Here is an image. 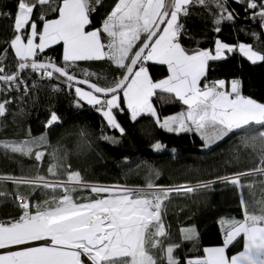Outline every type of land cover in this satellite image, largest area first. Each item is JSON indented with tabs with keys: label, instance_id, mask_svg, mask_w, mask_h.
<instances>
[{
	"label": "snow or ice",
	"instance_id": "1",
	"mask_svg": "<svg viewBox=\"0 0 264 264\" xmlns=\"http://www.w3.org/2000/svg\"><path fill=\"white\" fill-rule=\"evenodd\" d=\"M51 5L53 0H47ZM26 4H31L29 18L24 21L23 26H19V18L26 10ZM238 5L244 13L241 17L239 11L232 7ZM43 6L39 0H16V11L0 12V16L12 18L14 21V34L10 40L8 48L0 49V127L5 125L4 118L12 114L11 106L17 105L23 112L21 105L25 104L30 97L31 90L37 86L36 81L29 84L32 75L39 74L41 79L56 80L51 89L54 93L66 91L73 96L74 108L81 111L85 105L90 107L94 113L101 117L100 139L104 142L111 143L113 146L119 145L121 139L117 135L109 133H118L121 138L126 134V129L118 120V115H129L132 122L147 115L152 118V122L161 130L172 135L192 134L197 136L202 142V148L211 149L214 145L224 140L231 134L243 130L248 124L255 123L264 127V119L246 120L241 123L234 119L238 113H245L253 110H264V102L242 94V78L233 77L229 80L224 78L209 79V73L214 71L211 64L228 60L231 56L238 54L246 59L251 65L264 63V0H116L110 14L100 22L101 26L93 30H86L93 23L92 14L95 9L91 6L87 12V23L82 26L79 24H65L62 29H53L50 33L48 42L41 46L44 39L43 29L46 19L44 16L39 17L42 22V29L39 27L37 19L34 17V11ZM99 4L96 5L98 7ZM193 7H203L211 18L212 31L214 39L209 47L187 48L181 43L182 38L186 36V26L183 23L185 17L191 14ZM59 20L62 15L60 4L57 3L56 11ZM238 19L255 21L260 31L254 28H248L241 25L238 33H242L253 42L240 41L239 35H235L236 43H229L221 37L224 23L235 24ZM139 26L132 38L136 39V44L132 47L135 49L144 38L151 35L148 44L141 49L142 57L137 59L131 70L126 69V63H118L121 55L122 45L117 39V34L127 35L128 25ZM152 29H155L153 32ZM168 32L171 33L170 44L177 45L182 50L187 60L169 59L171 53L165 52L161 58H155L151 51L152 43L157 37H163ZM34 33V34H33ZM19 37L24 45L29 42L33 45L30 51L24 55L17 52L15 40ZM62 44L61 61L57 62L56 58L46 54V50L53 46ZM199 44V42H197ZM14 50V57L18 58L9 65L6 61L8 50ZM108 61L117 70H120L119 78L122 83L109 90L108 78H101L97 73L91 72L86 68H81L79 62L89 61ZM149 62L166 66L167 76L161 79H153L148 67ZM142 66V67H141ZM242 67V65H241ZM175 68V77L173 76ZM127 71V75H124ZM147 73L148 81L151 87V94L147 96L149 101L160 95L164 102L175 101L182 106L181 110L175 114L161 115L156 106L152 103V110H146L144 107L145 90L142 86L129 89V84L141 72ZM82 77V78H81ZM95 78V79H94ZM112 79H117L113 77ZM177 81H184L186 88L183 94L178 92L174 85ZM62 82L63 88L60 83ZM101 87H97V85ZM15 92L16 95H12ZM167 94V95H164ZM139 108V114H133V107ZM62 117L54 109H49V115L44 126L51 129L57 124H62ZM81 138H85L86 131L80 130ZM150 150L157 153L167 151V146L163 141L157 140L150 144ZM175 154L176 150H171ZM0 155L7 158L20 156L22 158L34 161L36 172L29 176L28 173L21 171L20 174H0V181H6L12 185L8 189L5 185H0V198L17 202L21 211L18 217L6 221H0V226L10 225L15 220H20L25 215L24 200L20 197L21 188H30L27 194V208L33 215L36 208L31 203L32 197L37 191L47 192L50 189L46 184L39 183L46 176L59 174L60 165L62 164L63 153L49 143L47 134L31 136L30 131L26 132L24 138L3 139L0 138ZM53 162L56 163L57 171L52 170ZM123 163L131 165L135 163V169L129 167V172L140 168H152V165L140 158L139 162H132L129 158L124 157ZM68 172H73L71 165H68ZM129 173H125L128 175ZM233 174H227L231 177ZM80 174L77 172L76 179ZM155 176L160 177L159 171H155ZM225 178H214L213 183H219ZM31 180L33 183L28 184L26 181ZM227 182V181H226ZM108 184V189L99 192L93 189H86L93 196L105 197L109 195L124 196L126 192L121 191L120 183H103ZM158 184V180L156 181ZM235 187V182H232ZM165 187L171 198L172 193L177 195L192 194V187L187 182L176 186ZM207 188L208 186L205 185ZM211 190V189H209ZM137 195L152 196L151 189L143 192L137 189H129ZM240 193H238V196ZM81 199H85L81 197ZM38 203V202H36ZM107 204V201H103ZM136 204H142V211L153 212L152 201L144 199L135 201ZM83 212H71L60 216L61 220L81 217L88 211L87 205L83 206ZM107 211L108 209H104ZM113 211L122 210L115 205ZM130 211V210H127ZM134 214V213H133ZM243 214V210H242ZM156 215L164 218V212H156ZM239 218L224 217L218 219V227L223 235L221 244L218 246H200V234L197 226H183L185 235L180 241H176V247L171 252V258L166 255L159 257V264H264V244L243 243L239 255L236 253L229 255L228 249L232 247L244 233L233 236V222ZM102 223H106L103 222ZM170 228V225H168ZM229 238V239H226ZM56 239L55 235L48 234L37 237L36 239H24L18 243H4L0 240V264H38V261L27 257L23 254L24 249L31 248L35 250L36 246L42 244H51ZM103 242V241H101ZM184 243H190L192 248L181 255L180 250ZM9 254V255H6ZM83 264H96L90 260L86 254H81Z\"/></svg>",
	"mask_w": 264,
	"mask_h": 264
},
{
	"label": "trees",
	"instance_id": "2",
	"mask_svg": "<svg viewBox=\"0 0 264 264\" xmlns=\"http://www.w3.org/2000/svg\"><path fill=\"white\" fill-rule=\"evenodd\" d=\"M62 1L53 0V3L49 5L47 0H39L43 6L34 11L33 18L37 19L40 28L43 25L38 18L40 16L48 20L57 18L56 5L59 3L61 7ZM85 1L88 9L90 6L95 8L92 14L93 23L87 30L100 27V22L106 14H110L116 2V0ZM97 4H99L98 7H96ZM26 6L32 7L31 4H26ZM232 7L240 12L241 17L244 15L238 5L233 4ZM15 11L16 0H0V12L14 14ZM183 23L187 30L186 36L181 40L183 46L187 48L211 46L214 33L211 18L205 8L193 7L191 14L184 18ZM241 25L260 31L257 22L245 23L242 19H238L234 25L223 24L221 37L229 43H236L234 36L238 34L240 41L253 42L242 33H238ZM13 34V19L0 16V49L8 48ZM138 46L132 49L126 61V67ZM46 54L55 57L58 63L62 62V44L46 50ZM6 55L8 57L6 62L9 65L18 59L14 57V50L10 48ZM79 66L97 73L101 78H108V88L120 81V70L106 60L79 62ZM148 67L153 79H161L168 74L166 66L149 62ZM211 68L214 71L209 73V79L242 78V94L264 102V63L253 66L236 54L228 60L212 63ZM28 76L30 77L29 84L36 81L37 86L31 90L26 103L21 105L23 112L17 105L11 106L12 114L4 118L5 125L0 127V138H24L26 132L29 131L31 136L47 134L50 145L63 153V157L60 165L62 171L54 176H46L44 180L87 184L77 186L46 184L50 191H37L32 197L31 203L36 208V212L34 215L30 213L31 215H39L65 206H79L99 199L109 201V196H93L91 192L86 191V189H92L89 187L90 184L109 186L100 182H117L122 187L143 189L176 186L187 182L188 186L193 189L192 194L181 196L172 193L171 198H169L168 191L160 190L147 197L129 191L128 201L157 197L160 201L157 209L160 212L166 210V216L159 220H142L133 228V238L137 237V242L134 244L132 254L128 252L113 254L104 258L102 264L132 262L159 264L161 255L171 258V252L176 247L175 242L180 241L185 235L183 226L186 225L197 226L200 246L203 247L221 244L223 233L218 227L219 218L223 221L224 217H235L239 218L236 221L247 219L250 224H264V127L255 123L248 124L243 130L231 134L211 149L205 150L202 148L201 140L195 135L168 134L161 131L147 115L132 122L126 112L123 115L117 113L119 122L126 129V134L121 138L118 133H109L121 139L119 145L113 146L100 139L101 117L90 107L85 105L84 110L81 111L72 106L73 96L71 94L66 91L54 93L51 86L57 84L58 81L41 79L39 74L29 73ZM113 77L117 79H112ZM59 83L63 88L62 82ZM12 95L16 93L13 92ZM160 95L158 94L152 103L161 115L166 116L181 110L182 106L179 102H164L160 99ZM49 109L56 110L62 117L63 123L46 129L44 122L48 118ZM81 128L86 131L85 138H81ZM157 140L163 141L168 150L159 153L151 151L150 144ZM172 149L176 150L175 154L172 153ZM124 157L132 162H139L142 157L152 165V168L142 167L129 172V167L135 169V163L125 165ZM69 164L73 172H68ZM52 170L57 171L55 162H53ZM21 171L31 176L36 172L34 161L20 156L7 158L0 155V174H20ZM155 171H159V178L155 176ZM77 172L80 174L78 180L76 179ZM125 173L129 174L125 175ZM230 173L233 174L231 177L238 176V180L229 179L231 177L227 174ZM220 177L225 179L219 183L212 182L214 178ZM232 182H235V187L232 186ZM0 185L12 189V185L6 181H0ZM205 185L208 187L206 188ZM100 190L102 189L95 191ZM28 193H30V188L24 187L20 189L19 195L27 198ZM238 193H240L239 196ZM81 197L85 199L82 200ZM20 214L21 211L16 201L11 198H0V221L18 217ZM22 219H13L11 224ZM162 223L166 226V233L163 235L159 232ZM191 248L190 243H184L180 250L181 255Z\"/></svg>",
	"mask_w": 264,
	"mask_h": 264
},
{
	"label": "rangeland",
	"instance_id": "3",
	"mask_svg": "<svg viewBox=\"0 0 264 264\" xmlns=\"http://www.w3.org/2000/svg\"><path fill=\"white\" fill-rule=\"evenodd\" d=\"M84 0H63L61 4L62 15L59 20H49L47 29L53 30L56 28H60L67 24L70 20L78 16V13L81 11H86ZM26 10L29 7L25 6ZM23 13L26 14L27 11ZM19 18V26H23L26 17L24 15ZM87 15V12L85 13ZM58 18V17H57ZM55 18V19H57ZM139 21H137L136 25H128L126 31L127 35L121 36L117 34V39L120 41L121 55L118 59V63L125 64L132 49L133 45L136 43L135 38H132L133 35L136 34V30L138 29ZM93 30V29H91ZM34 34V33H33ZM170 36L171 33L166 32L163 37H157L152 44L151 51L155 54V58L159 59L165 53H171L169 59L176 60H187V58L183 55L182 50L177 45L170 44ZM33 47V45L31 44ZM142 67V66H141ZM173 76L175 77V68L173 72ZM142 86L145 90V101L144 107L145 109L152 108V101L147 99V96L151 94L150 89L154 87L150 85L147 77V73L141 71L135 79L130 82L129 89L134 90L135 87ZM176 90L181 94L184 93L186 84L184 81H177L174 85ZM133 114H139V108L133 107ZM264 119V118H263ZM83 174V173H82ZM231 180L237 181L238 176L231 177ZM26 182H33L28 180ZM39 183L45 184H53L60 186H77V185H87L81 184L77 182H61V181H47L42 180ZM91 187V185H89ZM92 188V187H91ZM97 189H106V188H94ZM108 189V188H107ZM149 189L152 190L153 193L157 191H165L167 192L165 187H157V188H146L141 189L140 191L147 192ZM121 191L126 192V195H109L108 200L112 202H119L116 207L126 210V211H113V206L107 205L102 202H98L95 204L87 205L90 203H86L83 205H75V206H65L61 209L47 211L41 213L39 215H31L28 211V208L25 210V217L11 225H3L0 226V240L4 243H18L20 240L24 239H36L42 235L53 234L56 239L51 244H42L36 246L35 250L31 248H26L23 251V254L27 257H30L36 261L38 264H83V260L81 259V254H86L90 260L96 262V264H102L103 259L107 256L117 254V253H131L133 252L134 244L137 242V237L133 238V228L139 225L142 220L146 219L147 221L154 220V212L142 211L143 205L136 204L135 201L129 200V191L128 189H120ZM101 191V190H100ZM144 199H140L142 201ZM151 200L152 207L154 210L160 212L157 207L159 205V199L152 198ZM84 205H87L88 211L85 215L81 217L71 218L68 220H61L60 216L66 215L71 212H83L85 211ZM104 209H108L105 211ZM130 210V211H127ZM134 213V214H133ZM96 214L99 215L95 217V220L99 219L100 227L92 226V218H89V215ZM123 214L124 218L129 217L127 219H123L116 222L114 215ZM94 219V218H93ZM106 222V223H102ZM110 221V224L108 223ZM97 224V223H96ZM116 224L118 227L115 229L113 225ZM109 227L110 229H106ZM259 228V227H258ZM99 230V231H98ZM260 229H257L253 235H255V241L260 244H264V236H259ZM102 231V232H101ZM104 231V232H103ZM101 232L102 236L100 238L97 237V234ZM160 234L163 235L166 233V226L164 223L161 224ZM103 241V242H101ZM9 255V254H6ZM142 255V254H140ZM150 259V258H149ZM135 264V263H129Z\"/></svg>",
	"mask_w": 264,
	"mask_h": 264
},
{
	"label": "crops",
	"instance_id": "4",
	"mask_svg": "<svg viewBox=\"0 0 264 264\" xmlns=\"http://www.w3.org/2000/svg\"><path fill=\"white\" fill-rule=\"evenodd\" d=\"M84 8L86 10L85 12L81 11L80 13H78V16H76L75 18L70 20L67 24H79L80 26H82L84 23H87V15H85V13L88 12V8L86 5V1H85ZM30 9H31V7H29L28 10H26L27 11L26 14L23 13L24 17H26V20L29 18ZM48 21L49 20L45 21V24H44V29H43L44 39H42V41H41V46H44L48 42L50 33L52 32V30L47 29V26L49 23ZM62 28H63V26L60 28L58 27L56 29H62ZM136 32H137V30H136ZM134 40L136 42V39H134ZM15 46H16L17 52L20 55H24V54L28 53L30 51V49L32 48L31 42H29V44L26 46L20 41L19 37H17V39L15 40ZM146 110L151 111L152 108L146 109ZM173 114H175V113H173ZM263 118H264V110H253V111H249V112H245V113H238L234 117V119L239 120L241 123H243L246 120H255V119H263ZM100 201L102 202L103 200L99 199V200H96L94 202H90V204H87V205L95 204V203H98ZM107 202H108L107 205H110V206L115 205L116 206L117 204L121 203L122 201H119L116 203L112 202V201H107ZM153 212L156 213L158 211L154 210ZM122 215L121 214L114 215L113 217L115 218L116 222H112V223H119V221H122L123 219L129 218V217L124 218L123 217L124 215L123 216ZM97 216H99V215H96V214L89 215V218L90 217L92 218L91 223H92V226L94 228L100 227V221L101 220H99V219L95 220V217H97ZM153 217H154V220H159L161 218V217L157 216L156 214H154ZM108 223L110 224V221ZM113 227H115V229H116L118 226L116 224H114ZM106 229H110V228L107 227ZM257 229H260L259 230L260 232L257 234L259 236H264V224H259V223L250 224L247 219H244L242 221H234L233 222V229H232L233 236L240 234V233H244V237L241 236L240 238H238V241L232 247H230L228 249V254L231 255V254L236 253L237 255H239V250H242V244L243 243H253V244L256 243L257 241H255V235H253V233H255V231H257ZM101 232H99L97 234L98 238H100L102 236ZM226 239H229V238L226 237ZM263 242H264V240H263Z\"/></svg>",
	"mask_w": 264,
	"mask_h": 264
},
{
	"label": "water",
	"instance_id": "5",
	"mask_svg": "<svg viewBox=\"0 0 264 264\" xmlns=\"http://www.w3.org/2000/svg\"><path fill=\"white\" fill-rule=\"evenodd\" d=\"M243 22L245 23H251V22H255V21H248V20H245V19H242ZM152 31L154 32L155 29H152ZM151 39V35L149 34L148 37H146L143 42L138 46V48L134 51V53L132 54L131 58H130V61L126 67L127 70H131L132 68V65L133 63L137 60V59H140L142 57V52H141V49L144 48L147 44H148V40ZM155 41V40H154ZM153 41V42H154ZM153 44V43H152ZM124 75H127V71H125ZM122 83V79H120V81L118 82V84ZM118 84H116L115 86L111 87V88H114L116 86H118ZM97 87H101L99 85H97ZM103 90H109V88H104Z\"/></svg>",
	"mask_w": 264,
	"mask_h": 264
},
{
	"label": "built area",
	"instance_id": "6",
	"mask_svg": "<svg viewBox=\"0 0 264 264\" xmlns=\"http://www.w3.org/2000/svg\"><path fill=\"white\" fill-rule=\"evenodd\" d=\"M95 9V8H94ZM229 179H231V178H229ZM91 185V187H92V189H94L95 187L96 188H109L110 186H107V185H98V184H90ZM121 189H137V190H141V189H143V188H130V187H122L121 186ZM20 197L24 200V207H25V210L27 209V198H25V197H23V196H21L20 195Z\"/></svg>",
	"mask_w": 264,
	"mask_h": 264
}]
</instances>
